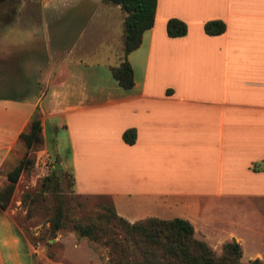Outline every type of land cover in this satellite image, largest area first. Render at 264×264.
Returning <instances> with one entry per match:
<instances>
[{
	"label": "crops",
	"instance_id": "1",
	"mask_svg": "<svg viewBox=\"0 0 264 264\" xmlns=\"http://www.w3.org/2000/svg\"><path fill=\"white\" fill-rule=\"evenodd\" d=\"M83 1L93 8L81 30L99 21L107 32L96 50L103 59L86 65L80 45V55L60 61L41 88L32 57L33 97H0V180L20 162L19 135L37 112L44 134L66 132L77 193L110 196L129 222L186 219L213 248L235 240L244 262H264V171L252 168L264 160V0H157L154 25L127 56L129 89L111 74L122 59L125 12ZM56 9L50 21L22 13L18 30L44 34L59 19L52 17ZM170 18L186 23V35H167ZM213 20L224 23V32L204 31ZM127 129L135 130L134 143L123 140ZM18 145L21 153L10 161ZM0 264H40L10 205L0 207Z\"/></svg>",
	"mask_w": 264,
	"mask_h": 264
},
{
	"label": "rangeland",
	"instance_id": "2",
	"mask_svg": "<svg viewBox=\"0 0 264 264\" xmlns=\"http://www.w3.org/2000/svg\"><path fill=\"white\" fill-rule=\"evenodd\" d=\"M87 3L89 2L83 0H60L58 5L54 6L55 2L50 4L49 1L41 0H0V97H33L35 71L31 59L34 56L39 60L37 67L41 70V80L40 83L36 81V84L41 88L45 87L48 74L60 61L65 64L73 59L67 57L68 55H80V45L88 54L82 56V59L88 61L86 65H95V59H103L96 56V50L106 39L104 35L107 32L100 29L99 21L90 25L89 31L81 30V26L85 25L87 13L93 8ZM53 8H57V14H52V17L59 19L55 20L44 34L33 37L18 30V18L22 13L27 14L30 20L34 13H38L42 21H50V11ZM4 19L10 23H4ZM119 22L123 26L122 20ZM117 24L116 21L112 24L114 31L118 29ZM73 44L75 46H72ZM112 44L116 47L118 41L114 39ZM67 50L69 53H65ZM82 52L81 54L84 53ZM37 67L35 66V70ZM35 113L39 117L38 113ZM29 129L30 127L24 132H29ZM20 144L24 148L21 159H27L28 162L15 184L9 205L15 220L38 249L40 264H112L107 246L92 244L86 238L78 237L69 227L64 226L57 230L52 227L56 208L60 205L68 211L67 225L82 216H95L101 205L113 206L108 195L77 193L72 169L68 166L69 146L65 130L54 128L44 134L41 126L39 141L28 147L25 141L20 139ZM20 153L21 146L18 145L10 161L17 160ZM15 163L10 164V171L16 166ZM56 164L60 166L57 167ZM54 170L57 175L49 181L48 187H43L44 177L52 174ZM3 174H6V168ZM8 183V179L0 180V189ZM213 249L220 254L222 246Z\"/></svg>",
	"mask_w": 264,
	"mask_h": 264
},
{
	"label": "trees",
	"instance_id": "3",
	"mask_svg": "<svg viewBox=\"0 0 264 264\" xmlns=\"http://www.w3.org/2000/svg\"><path fill=\"white\" fill-rule=\"evenodd\" d=\"M103 1L120 6L126 14L123 20L122 59L117 66L111 67V74L119 86L129 89L134 80L127 56L140 46L144 31L154 25L157 0ZM224 30L225 25L220 20L208 21L204 25V31L209 35L221 34ZM166 33L169 37L184 36L187 33V25L180 19L170 18L166 23ZM29 127V132L19 135L28 147L40 139L41 124L36 113L32 116ZM122 137L126 143H134L136 132L134 129H127ZM27 162V159H21L7 174L9 183L0 189L2 209L9 205L15 184L23 169L27 167ZM252 168L255 171H264V160L254 163ZM55 175L56 170L46 175L42 186L48 187L49 181ZM73 180L75 185V177ZM97 211L93 217L82 216L67 225L68 211L60 205L56 208L52 227L54 230L69 227L78 237L86 238L92 244L107 246L112 264H264L260 259L244 262L242 247L235 240L224 242L221 253L217 254L205 240L195 236L193 225L180 217H145L129 222L118 215L112 205H101Z\"/></svg>",
	"mask_w": 264,
	"mask_h": 264
},
{
	"label": "water",
	"instance_id": "4",
	"mask_svg": "<svg viewBox=\"0 0 264 264\" xmlns=\"http://www.w3.org/2000/svg\"><path fill=\"white\" fill-rule=\"evenodd\" d=\"M57 165V167H59L60 166V164H56Z\"/></svg>",
	"mask_w": 264,
	"mask_h": 264
},
{
	"label": "built area",
	"instance_id": "5",
	"mask_svg": "<svg viewBox=\"0 0 264 264\" xmlns=\"http://www.w3.org/2000/svg\"><path fill=\"white\" fill-rule=\"evenodd\" d=\"M1 149V148H0Z\"/></svg>",
	"mask_w": 264,
	"mask_h": 264
}]
</instances>
